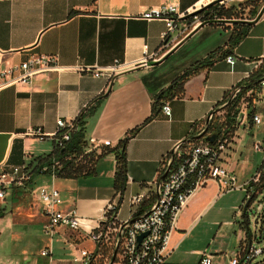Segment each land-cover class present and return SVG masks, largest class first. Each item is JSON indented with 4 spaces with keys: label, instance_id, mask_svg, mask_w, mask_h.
<instances>
[{
    "label": "crops",
    "instance_id": "crops-1",
    "mask_svg": "<svg viewBox=\"0 0 264 264\" xmlns=\"http://www.w3.org/2000/svg\"><path fill=\"white\" fill-rule=\"evenodd\" d=\"M206 1L0 0V72L34 56H53L62 68L37 74L29 84L0 86V166L27 164L35 170L53 150L58 118L73 121L83 113L87 143L92 140L110 148L140 126L125 147L126 182L121 195L113 186V153L96 160L91 175L52 178L36 170L25 186L12 189L16 200L8 201V194L0 201L5 209L0 218V264H82L80 250L93 252L95 244L62 226L50 240L43 231L47 216L32 191L39 186L55 187L61 195V209L74 208L79 216L89 218L91 227L102 221L106 206L116 205L119 198L116 220L144 214L155 200L153 182L161 159L196 132L208 114L263 65L264 12L250 19L247 34L230 53L187 79L183 94L159 102L156 115L144 123L157 93L193 63L216 48H226L231 28L200 22L190 28L187 19L181 18L176 31L164 41L165 22L145 20L142 12L174 3L186 14ZM144 55L158 63L131 66ZM226 56L235 57V62L229 64ZM114 64L123 69L110 78L93 75ZM164 103L170 107V116L161 111ZM253 103L254 114L263 120L264 85ZM237 143L234 136L226 165L241 185L251 174L236 176L240 169L235 163L245 162L235 158ZM200 191L207 194L198 196ZM217 191V184L208 182L191 195L171 233L165 264H198L204 253L212 256V264H228L248 243L251 234L244 200L238 208L230 206L234 209L231 218L217 217L226 207L217 206L221 196ZM135 195L143 198L132 206L130 199ZM16 214L22 222L14 221ZM33 224L40 225L44 237L35 235ZM49 244L51 261L40 254ZM253 264H264V252Z\"/></svg>",
    "mask_w": 264,
    "mask_h": 264
},
{
    "label": "built area",
    "instance_id": "built-area-1",
    "mask_svg": "<svg viewBox=\"0 0 264 264\" xmlns=\"http://www.w3.org/2000/svg\"><path fill=\"white\" fill-rule=\"evenodd\" d=\"M210 1L212 0H207L202 5ZM223 3V0H219L211 6H221ZM184 14L178 11L176 4L165 3L144 10L141 17L145 20H163L166 28L161 37L162 40L167 41L176 31L178 22ZM192 17L196 18V15ZM152 59L153 61L156 60ZM225 60L232 65L235 62V57L226 56ZM148 61V57L144 55L141 59L131 62V66H148ZM61 69L53 56L29 57L17 65L2 70L0 72V86L18 83L29 84L37 74ZM122 69V66L114 64L104 70H95L93 75L110 78ZM263 85L264 80L261 82V86ZM238 91V87L234 88L229 98L232 100ZM161 111L165 116H170L168 103L162 105ZM240 113L243 114V118L239 125L237 122L235 123L236 128L241 124L244 125L246 121L244 111L242 110ZM240 113L237 114L236 120H238ZM218 114V111L213 112L212 110L207 116L209 123L214 121ZM261 122V115H252V124L258 125ZM77 128V121H66L58 118L56 129L52 134L54 145L57 148L62 147L64 142L70 138V133ZM203 128L204 124L192 135L201 132ZM233 137H229L222 129L220 135H217L213 142L200 138L181 144L177 143L173 150L160 161L158 176L153 182L155 195L153 204L144 214L132 215L125 221L116 220L115 204L110 203L106 206L102 221L91 227L89 218L79 216L74 208L61 209V195L55 187H37L32 191V194L34 199L42 205V211L47 216V220L43 224L44 233L51 240L56 228L62 226L79 232L94 243L95 251L80 250L82 264H93L99 256H102L100 252L104 248L110 250L109 255L104 260V264H107L116 246V254L112 264H165L169 253L168 243L171 233L176 229L179 216L192 194L203 188L208 182H214L218 187V195L232 190L243 191L244 205L248 202L247 208L253 197L264 186V146L259 142L253 143V149L263 154L260 165L247 182L241 185L236 184L235 175L226 165L227 152ZM90 143L87 150L100 147V144H94L92 140ZM56 165L57 162L53 160L50 165L41 166L40 173H47L55 178ZM164 172H166L165 176L160 179ZM32 175L33 169L27 164L21 166L1 165L0 201L5 200L12 189L25 186L31 180ZM142 198V195L132 196L131 205L136 206ZM255 210L262 214L263 205L257 204ZM258 218H256V222ZM256 237V232L251 234L248 243L230 257L228 264H253L254 260L264 252L263 247L257 246ZM51 253L50 244L40 251V254L48 257L50 261ZM198 264H212V256L204 253Z\"/></svg>",
    "mask_w": 264,
    "mask_h": 264
},
{
    "label": "trees",
    "instance_id": "trees-1",
    "mask_svg": "<svg viewBox=\"0 0 264 264\" xmlns=\"http://www.w3.org/2000/svg\"><path fill=\"white\" fill-rule=\"evenodd\" d=\"M221 7L222 6L216 5L210 6L199 12L198 14H200L202 18L201 23L210 22L214 25H221L223 28L227 29L228 26H225L222 21L220 22L218 20H222V18L230 19L231 14L228 8L222 9ZM257 12L258 10L256 9L254 11V15H256ZM248 27L249 24H233V26L231 27V33L228 39V43L226 44V48H216L215 50L210 52L205 58L190 65L181 74L175 77L166 87L161 89L154 97V100L152 102L151 115L146 118L144 123H147L156 115L157 105L159 102L167 101L183 94V86L187 79H189L192 75L196 74L200 69L210 67L218 57L230 53L232 49L240 42V40L247 34ZM262 80H264V63L260 68L252 72L242 83L237 86L239 88V91L230 102L226 103L229 100L228 98L230 97V94L220 102V104L226 103L222 109L227 107L228 112H226L225 116L221 121L214 120L208 124L206 128V135H220L221 130L224 129V132L229 137L234 136V132L236 129L234 125L237 122L236 117L238 114L237 106L240 100L245 99V96L251 99H254L256 97V94L261 91ZM84 117L85 116L83 113H80L76 117L75 121H77V130H74L70 133V138L64 142L62 147L57 148L53 144L54 146L52 152L45 158H43L39 164H37V166L34 168L35 170H33V173L36 170L38 173H40L39 169L41 166L50 165L54 160V162H57L56 177L76 178L79 176H88L93 173L94 163L96 162V160H98L105 154L113 153L116 162L113 186L116 191L119 192V195H121L124 191L126 182L125 147L127 141L138 132L140 126L128 131L123 136V138H121L118 143L112 148L108 146H100L98 148L100 149L99 151L95 149L87 150L89 144L87 143L84 135ZM231 129H233L234 131L231 132ZM119 201L120 198L118 199L114 210H116ZM4 215L5 209L3 207H0V218H2ZM106 250L109 249H102V251L100 252V255L102 256H99L97 258L100 264H104V260L108 256L106 255Z\"/></svg>",
    "mask_w": 264,
    "mask_h": 264
},
{
    "label": "rangeland",
    "instance_id": "rangeland-1",
    "mask_svg": "<svg viewBox=\"0 0 264 264\" xmlns=\"http://www.w3.org/2000/svg\"><path fill=\"white\" fill-rule=\"evenodd\" d=\"M223 1L224 3L221 5L222 6L221 8L222 9L228 8L231 14L230 19L222 18V20H224L222 21L223 24L225 26H228V28H231L235 23L226 20H250L255 16L254 11L256 9L259 11V9L264 5V0H223ZM198 22L200 23L202 22V18L200 14H196V18L191 16L189 19H187V24L189 25L190 28L193 27ZM253 101L254 99L245 96V99L240 100L237 106L238 113H240L243 110L244 113L246 114L245 116L246 121L244 122V125L241 124L237 128V131L235 132L234 135L236 141L238 142L237 144H239L236 145L235 158H237V160H242V159L245 160L244 163H237V162L235 163V165L237 164L236 165L237 168L240 169V172L236 173V176L238 178L240 174H245V176L247 175L249 176L251 174L252 176L263 158L262 152L254 151L253 149L254 142H259L261 145L264 146V118L262 120V123L259 125H255L251 123V117L254 114ZM218 112L219 114L217 115L218 117L216 116V119H214L215 121L217 120L221 121L225 116L226 112H228V108L225 107L224 109H220ZM232 131L234 130L231 129V132ZM238 164H240V167ZM9 194L10 196H8V201H10L11 198H14L16 200V196L13 195L14 193L12 190L9 192ZM205 194H207V191H200L198 196H202ZM219 198L220 201L217 203V206L226 205V207L224 208V210L220 211L219 213L216 211L217 217L231 218L234 215V209L230 208V206L234 205L238 208V205L241 204V202L244 200V192L240 190H232L230 192L223 193ZM30 200L32 202H36L32 197H30ZM259 203L263 205V213H264V186L261 187L260 191H258L257 194L253 197L252 201L250 202L249 206L246 208L245 211L248 222L247 227L249 229V232L250 234H254V232H256L257 234L256 238L258 239V241H260L257 242L256 244L257 246L262 247V245H264V216H262L255 210V207ZM243 205L244 203L242 204V206ZM38 208L39 211H41L40 205L38 206ZM7 210H9V208H7ZM212 212L213 213L211 214H215L214 213L215 211ZM17 215L18 214H16V216ZM257 217L259 218L258 221L256 222ZM14 221L22 222L21 218L19 217ZM33 227L35 228L34 232L36 236L40 238L44 237L41 232V228L39 224H33ZM216 228L217 226L214 227V229ZM109 252L110 250H106V255H109ZM259 257H257L254 260V262L258 260ZM94 264H100L99 260L95 261Z\"/></svg>",
    "mask_w": 264,
    "mask_h": 264
},
{
    "label": "water",
    "instance_id": "water-1",
    "mask_svg": "<svg viewBox=\"0 0 264 264\" xmlns=\"http://www.w3.org/2000/svg\"><path fill=\"white\" fill-rule=\"evenodd\" d=\"M217 1H219V0H212V1L206 3V4L202 5V6H199V7L195 8V10L184 14L181 18L182 19H187V18H189V17H191L193 15H196L199 12H201L202 10L210 7L211 5L216 3ZM263 12H264V5L259 9V12L257 13L256 18L259 17ZM218 21L221 22V21H224V20H218ZM226 21H231L232 23H238V24H250L253 20H226ZM207 23H210V22L200 23L199 25H203V24H207ZM156 63H158L156 60L155 61H148V65H154ZM230 101H231V99L229 98V100L226 103H228ZM226 103L221 104L218 108L214 109L213 112H216V111H219L220 109H222ZM242 118H243V114L240 113L239 116H238L237 125H239V123L241 122ZM208 124H209V121L206 118V120L204 122V128H203V130L201 132H199L197 134H194V135H191V136L185 138L184 140H182V141H180L178 143L181 144L182 142H186V141H189V140H197V139H200V138H204L208 142H213L216 139L217 135L216 134L206 135V128H207ZM173 148H172V150H173ZM165 174H166V172H164L160 176V179H162L165 176ZM247 204H248V202H246L245 205H244V211L246 209ZM116 249H117V246L113 249L111 257H110V259H109L107 264H112L113 263L114 258H115V254H116Z\"/></svg>",
    "mask_w": 264,
    "mask_h": 264
}]
</instances>
